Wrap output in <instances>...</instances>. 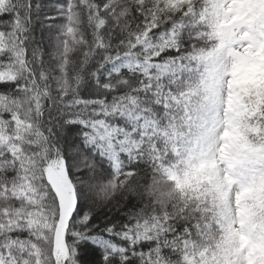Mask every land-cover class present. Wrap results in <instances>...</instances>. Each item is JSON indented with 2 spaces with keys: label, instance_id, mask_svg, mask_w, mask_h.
Masks as SVG:
<instances>
[{
  "label": "snow or ice",
  "instance_id": "6c2138e0",
  "mask_svg": "<svg viewBox=\"0 0 264 264\" xmlns=\"http://www.w3.org/2000/svg\"><path fill=\"white\" fill-rule=\"evenodd\" d=\"M0 264H264V0H0Z\"/></svg>",
  "mask_w": 264,
  "mask_h": 264
}]
</instances>
